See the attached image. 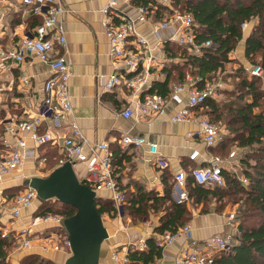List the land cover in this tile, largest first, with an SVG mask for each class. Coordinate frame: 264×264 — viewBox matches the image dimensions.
<instances>
[{
	"label": "crops",
	"instance_id": "1",
	"mask_svg": "<svg viewBox=\"0 0 264 264\" xmlns=\"http://www.w3.org/2000/svg\"><path fill=\"white\" fill-rule=\"evenodd\" d=\"M61 1L69 12L61 17V23L66 31V47L64 50L58 47V51L70 63L73 72L69 81L73 114L67 120L64 119L61 126L55 130L62 137L70 135L72 128L69 127V123L74 120L88 145L100 142H107L110 145L114 158L116 157L114 167L117 180L127 191L132 192L137 186H143L148 190L156 189L162 193L161 174L163 170L153 163V156L149 153L148 146L122 147L120 141L125 134L142 136L149 143L157 144L159 155L169 164L166 169L171 172L172 179L177 169H186L185 165L191 161L189 155L192 151H200L203 158L210 156L213 152L200 139L188 137V132L197 129L196 125L171 121V115L177 108L173 103L168 104L166 113L160 117L145 119L133 115L125 118L122 112L131 105L133 100L131 91L121 86H117L112 91H105L100 79L101 75H111L124 69L122 63L111 55L110 44L101 25V9L108 0ZM155 1L156 4L148 5L151 11L150 19L136 25V31L147 36L151 54L158 65L159 75L153 84L166 81L167 68L181 61L168 56L164 49L166 41L161 49L156 46L157 39L151 34V23L167 18L170 8L163 4L164 9L159 11L158 5L162 3L160 0ZM117 2L118 10L124 15L136 14L138 5L134 3V0H117ZM39 22H41V17L30 13L18 0H0V34L5 48H11L15 42L24 37L35 35ZM255 23L256 21L248 23L244 30L245 34L250 32ZM164 37L166 39L165 32ZM246 37L245 35L242 40V51L239 52L236 49L230 55L232 59H238L235 65L227 64L226 71L220 75L223 76L231 72V68L241 65L246 68L252 66L245 57ZM187 75H191L190 72L186 73L185 78ZM48 76L49 66L36 56L27 57L23 62L9 59L0 61L1 153H6L17 146L16 139L4 133L6 121L11 118L27 119L39 116L40 105L44 99L42 88ZM176 83L179 82L170 81L169 90ZM50 124L48 120H43L40 131H45ZM4 138H6V143L3 141ZM29 146L30 148L34 146L32 141H29ZM53 153L61 155L58 147L52 145L37 147L36 156L28 159L20 171L11 172L5 182L0 184V201L6 203L16 193L23 191L27 185L25 182L36 176V173L39 176L48 175L51 170L46 168L45 157L48 154L53 156ZM117 156H122L121 161H118ZM43 159L44 167L40 163ZM202 162L201 158L192 161L195 165L202 164ZM42 168L47 170L43 171ZM74 169L77 176L88 183L89 173L86 164L76 163ZM19 175L22 176L17 177ZM98 196L101 200H110V195L106 191L99 192ZM39 204L40 202L35 200L32 207L24 208L19 219H13L5 208L0 209L1 234L6 232L7 236H13L15 239L6 258L8 264H21L23 259L30 254H37L51 260L54 264H65L71 256L70 247L65 245V241L69 239L63 226L40 222L39 217L43 215H40ZM188 205L193 216L186 225L190 226L191 237L195 241L203 242L215 234H229L237 231V223H230L228 215L219 212L214 206L210 207L209 212H201L200 209L192 208L189 202ZM123 217L120 221H111V228L114 229L112 234L106 227L109 238L102 245L99 264H118L113 257V252L125 256L130 250H136L135 245L142 239L145 241L153 237L160 239L161 235L154 231L159 225V214H154L150 220H143L138 225L125 223L123 219L127 221L129 216L124 215ZM26 237L33 241L29 249L21 245V241ZM45 241L54 243V248L45 250ZM129 243L133 245L129 246ZM187 243L188 239L181 237L173 244L164 247L162 256L153 264H175L176 257ZM133 263L135 261L129 258V264Z\"/></svg>",
	"mask_w": 264,
	"mask_h": 264
},
{
	"label": "built area",
	"instance_id": "2",
	"mask_svg": "<svg viewBox=\"0 0 264 264\" xmlns=\"http://www.w3.org/2000/svg\"><path fill=\"white\" fill-rule=\"evenodd\" d=\"M28 11L41 17V22L36 28V33L30 37H24L11 48H5L0 34V61L9 59L15 62H23L27 57L36 56L41 62L49 66V76L43 85L44 99L40 105L39 116L27 119L11 118L4 124V133L12 135L16 139V148L6 153L0 152V184L13 171H20L28 159L36 155V148L46 145L58 147L61 158L58 166L71 163H84L88 170L89 187L97 193L106 191L110 195L119 218L124 216L123 204L125 195L120 190L115 167L113 164L114 153L107 142L88 145L83 133L76 124L70 121L72 132L67 136H60L55 130L61 126L64 119L73 114V106L69 93V81L73 75L70 63L59 53L66 47V31L61 23L63 14L69 12L61 0H18ZM162 4L170 8V12L162 21L151 23V34L157 39L156 46L162 48L165 41L173 42L187 48L196 55L203 53L204 49L211 46L210 41L198 42L194 33L195 20L192 13L182 10L173 4V0H160ZM135 15H124L118 10L117 0H108L101 9V25L108 38L111 55L124 66L122 71L111 75H101V83L105 91H112L117 86L125 87L131 91V105L127 106L122 115L130 118L133 115L139 118L160 117L167 111L169 103L177 108L171 115V121L175 123H190L197 129L187 133L191 139H200L207 148L216 146L222 140L223 128L213 123L208 117L198 115L196 107L205 103L208 99H219L220 90L225 88L222 76L216 78H204L200 75H187L185 81L176 83L168 95L151 92L154 80L158 77V65L151 54L150 43L147 36L136 31V25L150 19V9L146 6H137ZM248 23L242 24L245 30ZM166 33V39L164 37ZM250 76L263 77L264 70L260 66L247 68ZM26 83L28 81L25 80ZM43 120L51 124L41 132L40 125ZM6 143V138L3 139ZM29 141L33 147L30 148ZM120 144L122 147L148 146L149 153L153 156V163L164 170L169 167L168 162L159 155L157 144L149 143L144 137L125 134ZM203 159L202 164L191 168L188 172L184 168L177 169L173 174L172 197L178 203H188L187 178L190 175L194 182L205 186H224L223 171L235 173L243 185L249 183L245 175H238L240 161L235 150L228 156L222 157L211 154L202 157L198 150L189 155L191 161ZM44 164V159L40 162ZM19 175L17 177H20ZM37 200L35 189L26 185L25 189L16 194L11 200L4 203L0 201V209L5 208L13 219L21 217L22 210L32 207ZM229 222L235 224L234 215H228ZM63 216L46 214L39 217L40 222L62 225ZM237 231L229 234H215L203 242L192 239L189 225L183 226L176 233H165L158 240L160 247L164 248L173 244L177 239L185 237L188 243L183 247L175 264H214V257L219 253H228L237 243ZM2 237L8 233L2 232ZM32 240L28 237L21 241L22 247H32ZM65 245L70 247L69 240ZM129 243V246H132ZM55 244L45 241L44 249L54 248ZM136 249L146 248V241L140 240ZM118 264H129L128 254L125 256L113 252Z\"/></svg>",
	"mask_w": 264,
	"mask_h": 264
},
{
	"label": "trees",
	"instance_id": "3",
	"mask_svg": "<svg viewBox=\"0 0 264 264\" xmlns=\"http://www.w3.org/2000/svg\"><path fill=\"white\" fill-rule=\"evenodd\" d=\"M134 3L148 7L157 2L134 0ZM173 4L193 14L196 40L210 41L211 46L196 55L185 47L166 41L164 49L168 56L181 61L167 68L166 81L153 84L151 92L168 95L170 81L183 82L187 72L192 76L200 75L210 79L218 77L226 71L227 64L235 62L230 55L245 36L242 29L245 22L256 21L246 35L245 57L252 66H260L264 70V0H173ZM162 9L164 5L159 4L158 10ZM222 78L224 81L232 78L233 89H223L220 100L208 99L196 107V112L208 117L213 123L221 126L225 124L228 129L229 133L224 134L222 140L210 148L213 154L228 156L231 152L228 147L232 143L249 148V152L240 160L242 174L249 179V183L243 185L235 173L227 170L223 171L224 186L198 184L189 175V203L201 212H209L213 204H216L215 208L219 212L227 205L238 204V213L234 218L237 223V243L230 252L217 254L214 264H264V87L260 77L249 76L244 65L231 73L227 72ZM117 157L121 161L122 156ZM60 158L61 155L56 153L53 156L46 155L47 169L58 167ZM195 166L192 161H188L185 168L189 172ZM161 184L162 193L143 186H137L135 191L130 192L119 184L126 198L123 212L135 219L157 213L160 219L154 231L160 235L176 233L192 219L193 213L187 203H178L172 197L173 179L168 169L161 174ZM60 204L61 210L53 211L47 207L40 210V215L54 214L68 218L75 213L72 206ZM95 206L101 216H117L112 200H101L98 197ZM14 241L13 236L2 237L0 230V264H8L6 258ZM162 249L156 238H148L145 249L130 250L128 257L135 261L133 264H153L162 256ZM21 264L54 263L37 254H30Z\"/></svg>",
	"mask_w": 264,
	"mask_h": 264
},
{
	"label": "water",
	"instance_id": "4",
	"mask_svg": "<svg viewBox=\"0 0 264 264\" xmlns=\"http://www.w3.org/2000/svg\"><path fill=\"white\" fill-rule=\"evenodd\" d=\"M25 183L36 190L37 199L58 200L75 209L62 221L72 252L65 264H99L109 232L95 206L98 193L77 176L74 163L66 162L47 176H34Z\"/></svg>",
	"mask_w": 264,
	"mask_h": 264
},
{
	"label": "rangeland",
	"instance_id": "5",
	"mask_svg": "<svg viewBox=\"0 0 264 264\" xmlns=\"http://www.w3.org/2000/svg\"><path fill=\"white\" fill-rule=\"evenodd\" d=\"M245 35H247V34H245ZM243 40V39H242ZM242 40L241 41H239V43L237 44V46H236V49H238V51L239 52H241L242 51ZM238 46H240V47H238ZM235 49V50H236ZM234 59H236L235 60V62H232V64L231 65H235V63L237 62V58H234ZM231 67H233V66H231ZM236 68H238V67H234V68H231V72H233V70H235ZM230 72V73H231ZM220 76H222V75H220ZM263 77H264V75H263ZM263 77H260V79H261V81H262V84L264 83V81H263ZM224 80V79H223ZM232 81H233V79L231 78L230 80H227V81H225L226 82V85H225V88L224 89H233V84H232ZM223 90V89H222ZM222 90H220L219 92H220V98L219 99H217V100H220L221 98H222V93H221V91ZM222 128H223V131L224 132H222V137L224 136V134H226V133H229L228 132V129L226 128V126H225V124H223L222 125ZM229 150L230 151H232V150H235L236 151V153H237V157H238V159H239V161L245 156V154H246V152H249L248 150H249V148H243V147H239V146H237V144L236 143H232V144H230L229 145ZM255 159V158H254ZM45 165H43V167H44ZM47 168V167H46ZM41 170H43V171H46L47 169H45V168H42ZM49 174V173H48ZM238 175H243L242 174V167L239 165V169H238ZM36 176H39L38 175V173H36ZM44 176H47V175H44ZM99 194V193H98ZM37 201L38 202H40V204H39V206H38V208H40V210H43V208H51L53 211H59V210H61V207H62V205L60 204V202H58L57 200H48V201H46V202H43V201H41L39 198L37 199ZM188 204V203H187ZM212 206H216V204H213ZM211 206V207H212ZM237 208H238V204L237 203H232L231 205H227L226 207H224V208H222V209H220V211L221 212H223V213H225L226 215H234V217H235V215L238 213V210H237ZM127 215V214H126ZM154 215V213H151V214H149V216L148 217H146V218H134V217H132V216H129V217H127V221H126V219L124 220L123 219V221H125V223H128V224H130V225H138L141 221H143V220H150V218L152 217ZM103 221H104V224H105V226L106 227H108V229H109V231H110V233L112 234L113 232H114V229L113 228H111L112 226H111V224H112V220H117V221H120L121 220V218H119V216H115V217H111V216H107L106 214H104L103 216ZM110 218V219H109ZM124 218V217H123ZM129 220V221H128Z\"/></svg>",
	"mask_w": 264,
	"mask_h": 264
}]
</instances>
